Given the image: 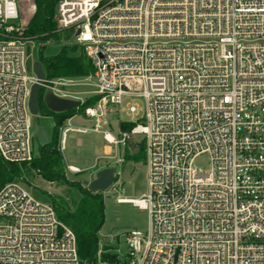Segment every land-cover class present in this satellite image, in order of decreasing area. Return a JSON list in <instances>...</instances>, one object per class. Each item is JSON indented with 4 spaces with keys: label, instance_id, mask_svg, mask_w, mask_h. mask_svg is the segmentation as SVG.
I'll return each instance as SVG.
<instances>
[{
    "label": "built area",
    "instance_id": "2783aa9c",
    "mask_svg": "<svg viewBox=\"0 0 264 264\" xmlns=\"http://www.w3.org/2000/svg\"><path fill=\"white\" fill-rule=\"evenodd\" d=\"M18 1L0 0V157L15 164L34 156L36 81L26 42L5 37L20 29ZM55 21L93 68L82 78L99 98L84 116L124 99L136 115L142 99L129 131L104 133L144 140L146 192L117 198L148 213L125 238L128 264H264V0H56ZM75 83L45 76L41 91L72 98ZM0 264H84L71 228L22 177L0 187Z\"/></svg>",
    "mask_w": 264,
    "mask_h": 264
},
{
    "label": "rangeland",
    "instance_id": "374dc122",
    "mask_svg": "<svg viewBox=\"0 0 264 264\" xmlns=\"http://www.w3.org/2000/svg\"><path fill=\"white\" fill-rule=\"evenodd\" d=\"M19 19L14 28H22L34 12V0H19ZM56 8V1H55ZM55 15V13H54ZM71 30V29H69ZM68 29H60L56 39L41 46L38 42L25 41L29 52V62L34 60L47 59L65 50L70 55H78L80 49L74 45L72 30L69 37L66 36ZM13 39V38H12ZM74 48V47H73ZM30 68V66H29ZM44 68V65H43ZM77 82L72 86L65 87L72 92L73 99L82 103L84 99L92 95V79L73 77ZM128 99L122 102V109L118 112H106L98 120L95 117H86L82 113H76L68 120L62 122L59 130L58 146L61 142V130L64 127L85 128L84 131L67 130L63 147L60 150L64 164V174L70 182L78 183L87 187L94 178L97 170L114 166L117 170L114 182L106 190L100 191L103 202L104 221L96 233L97 256L102 253L115 254L119 260L127 253L126 236L129 232L138 230L144 232L148 227L147 210L134 205L131 202H119L117 198L140 199L142 193L146 192V164L145 157L138 162L124 160L123 152L125 147L130 153L136 151L135 143L141 140L140 135L130 136L124 143L112 144L104 138V133L119 139V123L133 122L142 116V99H135L132 102L139 107V113L129 114L124 105ZM54 118L50 115H30V133L32 136L33 152L38 154V148L51 140ZM145 153V152H144ZM206 156L197 157L194 164L197 167L206 168ZM68 164L77 166L80 170L73 172L67 168ZM24 187L37 199L49 202L50 195L63 196L68 202L73 196L78 199L80 192L75 187L64 181H47L33 169L25 171L22 175Z\"/></svg>",
    "mask_w": 264,
    "mask_h": 264
},
{
    "label": "trees",
    "instance_id": "16d2710c",
    "mask_svg": "<svg viewBox=\"0 0 264 264\" xmlns=\"http://www.w3.org/2000/svg\"><path fill=\"white\" fill-rule=\"evenodd\" d=\"M56 0H34V12L27 23L19 30L10 31L6 38H19L22 41L38 42L43 46L54 40L59 35L55 21ZM69 30V29H68ZM69 30L66 36L70 35ZM74 47V48H73ZM76 46L70 49L75 51ZM44 65L47 77H87L92 71V65L82 51L78 55H70L65 50L55 56L39 60ZM99 98L98 95L88 96L80 105L71 110L54 113L39 105L42 115H50L54 118L51 140L38 148V154L34 153L29 162L21 164L9 163L0 157V187L15 178L22 177L25 171L33 169L47 181H64L75 187L80 192L78 199L73 196L68 202L63 196L50 195L49 202L53 206L57 218L71 228L75 235L77 253L84 264H128L124 257L119 260L115 254L102 253L97 256L96 233L104 221L103 200L99 192H91L87 187L70 182L64 174V164L58 146L59 130L62 122L76 113H82L87 106L93 105ZM133 122H120V131H129ZM136 151L130 153L125 147L124 160L138 162L144 159V140L135 143Z\"/></svg>",
    "mask_w": 264,
    "mask_h": 264
},
{
    "label": "water",
    "instance_id": "95a60500",
    "mask_svg": "<svg viewBox=\"0 0 264 264\" xmlns=\"http://www.w3.org/2000/svg\"><path fill=\"white\" fill-rule=\"evenodd\" d=\"M32 71L36 81L30 88L28 98V108L32 115L39 112V105L54 113H59L75 109L80 105V101L72 98H63L56 96L50 90L41 91V83L45 79V71L39 60L32 62ZM117 170L114 166L103 167L95 173L94 178L88 183L87 189L91 192H100L106 190L114 182Z\"/></svg>",
    "mask_w": 264,
    "mask_h": 264
},
{
    "label": "crops",
    "instance_id": "0c3cea01",
    "mask_svg": "<svg viewBox=\"0 0 264 264\" xmlns=\"http://www.w3.org/2000/svg\"><path fill=\"white\" fill-rule=\"evenodd\" d=\"M70 118V117H69ZM69 118H67V120L69 119ZM66 120V119H65ZM65 130V133H64V139H65V134H66V131L67 130H76V131H84L85 130V128H80V127H71V126H68V127H64L62 130H61V138H62V132ZM59 149L61 150L62 148H60L59 147ZM69 167H71V168H73V169H76V171H73V170H71V171H73V172H78L80 169L77 167V166H75V165H72V164H68L67 165V168L69 169ZM144 193H142V195H143Z\"/></svg>",
    "mask_w": 264,
    "mask_h": 264
},
{
    "label": "bare ground",
    "instance_id": "6f19581e",
    "mask_svg": "<svg viewBox=\"0 0 264 264\" xmlns=\"http://www.w3.org/2000/svg\"><path fill=\"white\" fill-rule=\"evenodd\" d=\"M107 136H108V137H110V135H109V134H107ZM139 202L142 204V202H141V201H139Z\"/></svg>",
    "mask_w": 264,
    "mask_h": 264
}]
</instances>
